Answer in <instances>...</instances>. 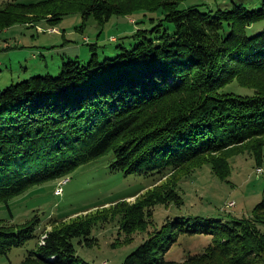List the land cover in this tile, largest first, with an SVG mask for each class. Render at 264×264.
<instances>
[{"label":"trees","instance_id":"obj_1","mask_svg":"<svg viewBox=\"0 0 264 264\" xmlns=\"http://www.w3.org/2000/svg\"><path fill=\"white\" fill-rule=\"evenodd\" d=\"M186 1L44 0L0 9V33L43 22L55 28L76 13L100 28L137 13L157 14L151 23L174 27L139 29L123 38L132 40L130 48L122 43L117 56L103 60L99 45H90L88 63L68 58L57 77L34 76L0 90V206L106 156L126 176L157 175L145 194L127 198L137 197L135 203L123 199L51 219L40 234L39 218L20 225L0 219V258L37 239L21 264H89L75 243L93 247L94 230L118 221L120 245L154 227L124 264H264V200L248 217L154 226L156 207H181V182L205 166L227 181L234 157L248 154L264 165V5L215 13L182 8ZM238 87L254 93L239 95ZM181 233H206L213 243L201 255L169 261L168 242Z\"/></svg>","mask_w":264,"mask_h":264},{"label":"rangeland","instance_id":"obj_2","mask_svg":"<svg viewBox=\"0 0 264 264\" xmlns=\"http://www.w3.org/2000/svg\"><path fill=\"white\" fill-rule=\"evenodd\" d=\"M42 1L44 0H0V9L11 3L35 4ZM234 4L244 5L249 10H259L263 8L264 0H188L183 3L182 8L198 6L203 12L216 13L219 9L231 10ZM156 16L157 14L147 13H137L131 17L115 16L104 28H100L93 17L86 20L82 14L76 13L63 18L55 27L59 32L50 29L51 26L45 22L38 26L18 25L1 32L0 90L34 76L50 74L57 77L68 58L79 57L84 63H88L92 56L90 45H99L98 54L103 60L117 56L119 50L116 47L122 43L130 48L132 40L123 38L132 36L139 29L152 30L157 25H163L160 27L163 32L167 29L174 32V27L166 22L151 23L150 18ZM263 30L264 28L259 32ZM234 91L239 95L254 93L242 87ZM112 162V156H106L77 169L65 179L29 190L12 200L9 205H1L0 219L20 225L39 218L40 234L51 219L69 220L76 213L112 208L117 201L143 195L157 178V175L149 174L126 176L114 171ZM230 163L232 175L227 181L216 177L210 166H205L190 179L182 181L178 193L184 201L183 205H170L168 208L157 206L154 226L161 229L168 220L176 218L226 221L230 216H251L257 204L264 200V165L263 172L258 173L259 168L248 154L234 157ZM64 180L68 182L63 185V194L58 196L56 191ZM127 200L132 204L137 201V197ZM153 231L154 227H150L147 232L133 236L131 244L120 245L124 243L125 235L120 232L118 221L102 224L94 230L93 238L96 242L93 247L81 246L76 242L77 253L89 264H124L126 258L148 240ZM175 233L176 229L170 235ZM37 242V239H30L25 246L14 249L8 257L0 258V264H21L36 249ZM168 243L170 248L166 254L167 260L183 262L192 256L203 254L213 243V237L206 233H181L175 242L171 243L169 240Z\"/></svg>","mask_w":264,"mask_h":264},{"label":"built area","instance_id":"obj_3","mask_svg":"<svg viewBox=\"0 0 264 264\" xmlns=\"http://www.w3.org/2000/svg\"><path fill=\"white\" fill-rule=\"evenodd\" d=\"M50 29H54V30H56L57 32H59L56 28H50ZM112 41H114V40H112ZM87 42H88V40H87ZM257 172L258 173H262L263 172V168H259V169H257ZM68 182V180H64V181H62V182H60V188L59 189H57V191H56V195H58V196H61L62 194H63V185H65L66 183ZM45 238L46 237H43L41 240V242H42V244H40V245H43L44 244V241H45Z\"/></svg>","mask_w":264,"mask_h":264}]
</instances>
